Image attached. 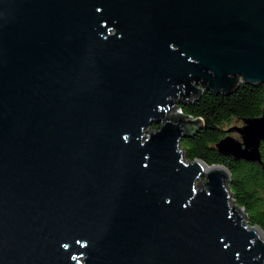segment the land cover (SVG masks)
I'll use <instances>...</instances> for the list:
<instances>
[{
    "label": "water",
    "instance_id": "1",
    "mask_svg": "<svg viewBox=\"0 0 264 264\" xmlns=\"http://www.w3.org/2000/svg\"><path fill=\"white\" fill-rule=\"evenodd\" d=\"M261 84L264 0H0V264H264L178 108ZM247 121L217 149L261 162Z\"/></svg>",
    "mask_w": 264,
    "mask_h": 264
},
{
    "label": "trees",
    "instance_id": "2",
    "mask_svg": "<svg viewBox=\"0 0 264 264\" xmlns=\"http://www.w3.org/2000/svg\"><path fill=\"white\" fill-rule=\"evenodd\" d=\"M178 108L183 115L202 120V127L188 129L182 140L187 160L201 159L208 165L227 167L231 172L230 188L235 202L245 208L249 224L264 230V142L261 162L236 159L217 149L234 120H252L263 114L264 84L241 85L230 95L205 90L195 99L180 103ZM153 127L159 129L160 125Z\"/></svg>",
    "mask_w": 264,
    "mask_h": 264
},
{
    "label": "rangeland",
    "instance_id": "3",
    "mask_svg": "<svg viewBox=\"0 0 264 264\" xmlns=\"http://www.w3.org/2000/svg\"><path fill=\"white\" fill-rule=\"evenodd\" d=\"M248 124V121L247 120H244V119H236L234 120V122L231 124V127L233 128H239V129H242V128H245ZM151 131H154V130H158V128H154L152 127V129H150ZM235 140L241 142L242 141V135L237 131V130H234V132H232L230 134ZM206 181V178L205 177H202L200 180H199V185H202L204 182ZM234 199V198H233ZM235 205V203H234Z\"/></svg>",
    "mask_w": 264,
    "mask_h": 264
},
{
    "label": "bare ground",
    "instance_id": "4",
    "mask_svg": "<svg viewBox=\"0 0 264 264\" xmlns=\"http://www.w3.org/2000/svg\"><path fill=\"white\" fill-rule=\"evenodd\" d=\"M208 167H211V166H208Z\"/></svg>",
    "mask_w": 264,
    "mask_h": 264
}]
</instances>
